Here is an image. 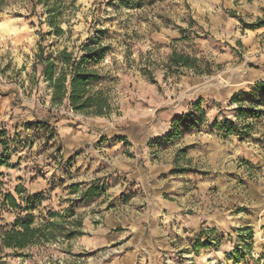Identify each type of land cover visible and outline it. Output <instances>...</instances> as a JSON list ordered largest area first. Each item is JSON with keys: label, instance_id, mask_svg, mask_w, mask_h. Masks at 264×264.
<instances>
[{"label": "rangeland", "instance_id": "obj_1", "mask_svg": "<svg viewBox=\"0 0 264 264\" xmlns=\"http://www.w3.org/2000/svg\"><path fill=\"white\" fill-rule=\"evenodd\" d=\"M70 1L59 36L41 4L0 6L7 151L19 129L32 131L25 159L0 157L19 166L1 170L0 201L1 193L17 197L16 185L31 197L30 204L18 200L19 209L0 208V236L17 215H32L37 225L71 208L69 221L79 220L83 234L0 247V264H264V103L258 116L237 118L231 102L264 81V25L243 27L264 21V0ZM94 38L109 49L95 68L109 79L111 113L51 107L47 83L32 73L38 44L55 55ZM172 51L207 59L213 70L168 69ZM198 100L196 128L168 138L173 121ZM225 120L249 122V134L221 137L213 123ZM136 158L140 180L118 166ZM93 181L103 191L81 202Z\"/></svg>", "mask_w": 264, "mask_h": 264}, {"label": "trees", "instance_id": "obj_2", "mask_svg": "<svg viewBox=\"0 0 264 264\" xmlns=\"http://www.w3.org/2000/svg\"><path fill=\"white\" fill-rule=\"evenodd\" d=\"M4 0H0V6ZM32 8L37 4H41L46 15L45 22L50 27V31L54 35L59 36L64 33L60 27L62 10L66 7L67 0H31ZM73 0L68 2L72 3ZM121 3H128V0H120ZM126 3V4H127ZM230 14H234L230 11ZM242 22V21H241ZM243 23V22H242ZM264 25V21L257 19L253 23L245 24L244 28L254 29ZM108 47L101 45L99 39H92L83 44L79 51H68L63 48L56 52L45 51V47L38 44V51L34 54L32 64V73H38L50 89L49 102L50 106L65 105L74 112L87 116L103 117L112 111L110 96L107 84L108 77L95 68L104 56L108 53ZM166 67L168 69L185 68L191 70L195 74H209L213 70L211 61L190 56L185 53L172 51ZM107 79V80H106ZM231 102L236 104L234 109L237 118L256 117L260 111L259 105L264 103V81H256L249 87L248 93L234 94ZM193 106L194 111L182 114L178 119L173 121V129L168 133L167 137L178 136L182 132L196 128L197 117L195 111L199 112L197 104ZM29 125V124H28ZM36 126L43 129H51L44 121H38ZM213 127L217 130L218 135L227 138L231 134L238 137L248 135L251 129L249 122L242 121L239 124L230 123L228 121H215ZM4 131L0 132V145L3 150L7 151L8 138L3 137ZM4 161L0 160V166ZM183 170V169H182ZM24 188L20 185L14 187L13 195L11 192L1 193L0 208L19 209L18 200L24 203H31V197L23 195ZM103 190L93 181L80 194L81 202H87L98 196ZM65 217H57L54 213H49L48 218H44L43 222L34 225V217L32 215H17L9 229H5L0 236V247L22 250L29 245L48 242L63 237L65 239L82 235L83 232L78 230L80 226L79 220H70L73 217V209L68 211ZM206 241L203 245H207ZM19 256L20 253H14Z\"/></svg>", "mask_w": 264, "mask_h": 264}, {"label": "crops", "instance_id": "obj_3", "mask_svg": "<svg viewBox=\"0 0 264 264\" xmlns=\"http://www.w3.org/2000/svg\"><path fill=\"white\" fill-rule=\"evenodd\" d=\"M6 106H7V104H5V103H2L0 105V120H5V112H3V111L5 110ZM20 120L22 121L21 118H18V120H17L18 122L16 121V123L20 124L21 123ZM22 129H19L17 131L18 137H14L15 140H17V141L16 142L14 141L13 144L11 143V145H9L8 151L5 152V153H7L6 155L3 151L2 146L0 145V157L1 156L9 157L8 154L10 152V154H12L13 158H15L13 162L18 163L21 160L25 159V156H27V154H28L26 152L30 153V151H29L30 149H27L28 146H25L24 143L26 142V140L29 139V137H30L29 132H32V131L28 130L25 132L24 129L23 130ZM7 138L11 139V137H7ZM14 138L12 140H14ZM9 139H8V141H9ZM16 143H20V144L16 145ZM140 158H142V156H140ZM140 158H136L135 160L134 159H125L123 161V163L119 164L118 166L124 172L135 173L136 174L135 177H137L139 179L140 177H142V169H143L142 163L134 165V162L136 163ZM3 161H4V164H2L0 166V173L4 172V171H1V170H4V166H10L12 168L11 170L15 169L16 167L19 168V166H14L13 162L10 165H8V162H10L8 159L3 160ZM133 167H134V169H132Z\"/></svg>", "mask_w": 264, "mask_h": 264}]
</instances>
